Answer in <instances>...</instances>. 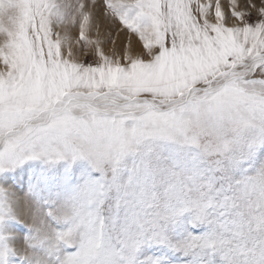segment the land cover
<instances>
[{"label":"snow or ice","instance_id":"1","mask_svg":"<svg viewBox=\"0 0 264 264\" xmlns=\"http://www.w3.org/2000/svg\"><path fill=\"white\" fill-rule=\"evenodd\" d=\"M0 264H264V0H0Z\"/></svg>","mask_w":264,"mask_h":264}]
</instances>
